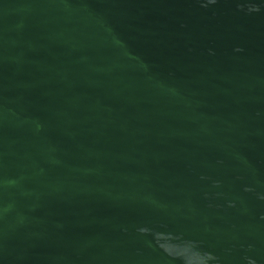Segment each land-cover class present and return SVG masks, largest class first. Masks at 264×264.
<instances>
[{"label": "water", "instance_id": "1", "mask_svg": "<svg viewBox=\"0 0 264 264\" xmlns=\"http://www.w3.org/2000/svg\"><path fill=\"white\" fill-rule=\"evenodd\" d=\"M0 264H264V0H0Z\"/></svg>", "mask_w": 264, "mask_h": 264}]
</instances>
